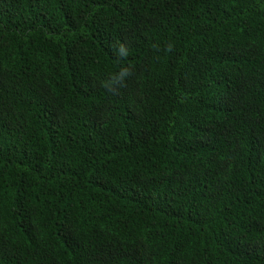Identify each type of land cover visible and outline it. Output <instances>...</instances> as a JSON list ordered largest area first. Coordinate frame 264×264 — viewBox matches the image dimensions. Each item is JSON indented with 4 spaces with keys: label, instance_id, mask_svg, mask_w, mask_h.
Listing matches in <instances>:
<instances>
[{
    "label": "trees",
    "instance_id": "1",
    "mask_svg": "<svg viewBox=\"0 0 264 264\" xmlns=\"http://www.w3.org/2000/svg\"><path fill=\"white\" fill-rule=\"evenodd\" d=\"M0 264H264V0H0Z\"/></svg>",
    "mask_w": 264,
    "mask_h": 264
}]
</instances>
